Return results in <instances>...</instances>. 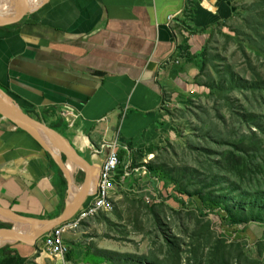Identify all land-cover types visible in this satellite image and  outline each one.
<instances>
[{"label": "crops", "instance_id": "crops-1", "mask_svg": "<svg viewBox=\"0 0 264 264\" xmlns=\"http://www.w3.org/2000/svg\"><path fill=\"white\" fill-rule=\"evenodd\" d=\"M188 1H194L192 16L184 18ZM250 1L43 0L23 22L0 26V86L24 111L55 125L92 164L93 194L114 144L123 177L134 154L157 136L170 101L204 89L197 66L178 55V45L200 52L214 27L229 26ZM54 154L0 115V207L37 219L62 214L69 184ZM135 176H124L131 179L128 192L151 198L152 182ZM88 234L82 230L69 240L67 264H109L99 250L112 249L94 244L98 239L88 240ZM3 242L0 248L9 250L0 254V263L7 256L3 264H64L47 254L43 238L33 247Z\"/></svg>", "mask_w": 264, "mask_h": 264}, {"label": "rangeland", "instance_id": "rangeland-1", "mask_svg": "<svg viewBox=\"0 0 264 264\" xmlns=\"http://www.w3.org/2000/svg\"><path fill=\"white\" fill-rule=\"evenodd\" d=\"M250 2H259L258 7L243 4L228 27L212 30L208 68L200 76L211 87L170 101L149 145L153 153L144 160L137 153L131 168L161 166L190 191L203 187L234 209H248L257 199L256 205L264 210V30H254L256 22L264 28V0ZM239 143L254 148V174L252 170L239 175L221 166L226 153ZM71 165L72 182L81 188L83 176L77 177L78 167ZM149 178L155 199L151 196L149 202L135 192L119 191L109 219L99 216L66 236L70 250L69 240L87 230L88 240L98 239L94 244L121 255L148 257L153 264H207L217 250L226 255L217 264H264V227L249 225L241 233L245 240L233 242L225 232L242 227L228 229L221 215L199 213L197 201L187 195L186 205L174 202L172 186L159 191L161 183L157 186L158 181ZM125 184L131 188V179L125 178ZM0 218V223L10 225ZM167 236L172 244L168 254Z\"/></svg>", "mask_w": 264, "mask_h": 264}, {"label": "trees", "instance_id": "trees-1", "mask_svg": "<svg viewBox=\"0 0 264 264\" xmlns=\"http://www.w3.org/2000/svg\"><path fill=\"white\" fill-rule=\"evenodd\" d=\"M1 1V0H0ZM194 1H188L187 5L184 8V16L190 17L192 16V7H193ZM259 2H256L255 4H248L245 5L243 8L248 9H254V7H258ZM242 7H240L241 10ZM251 16V15H250ZM25 19V18H24ZM24 19L21 21L23 22ZM251 21V19H250ZM253 21V20H252ZM185 26V29L190 28L189 25H187V22H184L183 24ZM257 27V28H256ZM204 30V29H203ZM255 32H258L262 29V27L256 22L254 25ZM228 36V35H227ZM213 37V34L210 37ZM209 40V41H210ZM177 52L180 57H184L186 61L193 62L198 70L199 74L197 75V83L198 85L207 86V88H210L211 86L208 85V83H205L204 81H201L200 76L204 75L206 69L208 68L209 64V45H206L200 52L198 53H191L189 51V48L185 44L178 45ZM6 91V90H5ZM27 113H32L34 117L40 122H44L45 124H48L44 121V119L41 117V115H38L37 113H34L31 110L26 109ZM50 128L56 129V126L53 124H48ZM239 149H242V152L239 153ZM154 148L149 146L145 150L137 151L139 155H144L142 159L144 160L146 156H149L151 153H153ZM252 151L251 155L250 152ZM136 153V154H137ZM136 154L134 158H136ZM149 154V155H148ZM120 157V156H119ZM251 157V159H249ZM64 161H66V158L63 157ZM121 159V158H120ZM221 166H225L229 171L239 174V175H245L248 174L250 171L253 170V173L255 172L254 167V148L251 147L247 148L243 144H236L235 147H233L231 150H229L226 155L223 157V162L221 161ZM147 168V171L150 175V177L156 181H158L157 186L161 183L162 189H158L159 191L167 190L168 187L172 186L174 189V195L172 196V199L174 202L180 204V205H186V199L184 198L186 195L188 197L194 198V200L197 201L196 207L198 209V212L201 214H219L221 215V218L226 223L228 229H234V228H240L242 230L237 231H228L225 232L226 237L230 238L233 242H241L245 240L246 237L241 236V233L245 230H247L249 225L255 224L260 227H264V210H261L256 204L258 203L257 199L253 200V206H251L248 209H234L228 204L224 203L220 200L218 196L212 195L210 193L205 192V188H196L193 191H190L188 185H184L183 181L179 178H174L173 174L168 173L163 167L161 166H154L151 164H148L145 166ZM258 168V167H257ZM59 169V173H60ZM62 175V174H61ZM81 175L84 179V174L81 172ZM65 185H67L66 180L63 181ZM157 189V187H156ZM90 202V199L86 203ZM65 208V207H64ZM62 209V211L64 210ZM106 219H109L110 217H107L105 215H101ZM100 216V217H101ZM10 227L9 224L6 223H0V228H8ZM165 234V232H163ZM166 235V234H165ZM170 238L167 236V238L164 237L165 240V247H166V253L168 254L172 250V244L169 240ZM180 244H178V247ZM217 247H220V241L217 242ZM217 249V248H216ZM4 250H9V247L6 248H0V254ZM13 251V249H12ZM9 252V251H8ZM7 252V253H8ZM99 254L105 256L107 260L109 261V264H153L150 262L148 257L145 256H135V255H121L116 252L112 251H106V250H99ZM87 256H89V263H94L95 260L92 259V255L90 254V251H88ZM91 258V259H90ZM7 259V256L3 258L0 264H3ZM226 255L221 254L218 250L215 254H213V258L207 259V264H217L219 260H225ZM105 261V260H104ZM102 262V261H101ZM201 264V263H199Z\"/></svg>", "mask_w": 264, "mask_h": 264}, {"label": "water", "instance_id": "water-1", "mask_svg": "<svg viewBox=\"0 0 264 264\" xmlns=\"http://www.w3.org/2000/svg\"><path fill=\"white\" fill-rule=\"evenodd\" d=\"M29 0H17L15 5V14L13 16H5L0 13V26H6L21 22L30 12L41 7L44 2H40L36 7H30ZM0 114L6 119L13 122L23 130L28 131L35 139H37L47 151L54 154L51 149L42 142L39 132L45 134L53 147L59 152L56 160L60 164L65 173L69 184V195L72 186L71 175L68 171V162L74 164L84 173V181L81 185L80 193L73 205L67 206L62 214L53 219H37L20 216L9 209L0 207V216L10 221L11 227L0 228V239L5 242L23 243L28 246H34L40 239L56 227L62 226L73 220L84 208L92 196V189L95 184V168L83 156H81L73 147V145L55 129L50 128L31 114L24 111L0 86ZM62 157L66 158V161ZM30 227L32 232L30 236L26 235V229ZM31 227H39L37 230H31Z\"/></svg>", "mask_w": 264, "mask_h": 264}, {"label": "built area", "instance_id": "built-area-1", "mask_svg": "<svg viewBox=\"0 0 264 264\" xmlns=\"http://www.w3.org/2000/svg\"><path fill=\"white\" fill-rule=\"evenodd\" d=\"M170 19L171 16H169ZM115 145L112 146L102 163L98 187L94 190L88 205H85L73 220L56 227L44 236L45 250L51 258L67 264L71 250L66 243V236L80 229L83 223L87 221L98 218L101 215L108 217L109 214H112L115 211L117 192L128 190L125 184V177L136 174L138 175L135 176L137 181L150 179L145 166L142 169L131 168L130 173H124L125 177H121L119 172L122 162L118 152L115 150ZM156 197L157 194L154 191L152 199ZM143 199L151 202V198Z\"/></svg>", "mask_w": 264, "mask_h": 264}, {"label": "bare ground", "instance_id": "bare-ground-1", "mask_svg": "<svg viewBox=\"0 0 264 264\" xmlns=\"http://www.w3.org/2000/svg\"><path fill=\"white\" fill-rule=\"evenodd\" d=\"M17 0H1L0 1V13L7 16L10 14H14L15 13V9H14V5H16ZM29 6L30 7H36L39 5L40 1L39 0H29L28 1ZM39 136L40 139L43 141L44 144H46L50 149H52V151H54L56 154H58L59 156V152L58 150L52 146L51 141L49 140V138L43 134L39 132ZM68 171L70 173V175H72L73 173V166L71 164H68ZM80 189L78 186H76L73 182H72V186H71V191H70V195L68 197V204L71 206L74 204V202L76 201V199L79 196L80 193ZM39 227H31V230H37ZM28 235H31V231H27L26 232Z\"/></svg>", "mask_w": 264, "mask_h": 264}]
</instances>
